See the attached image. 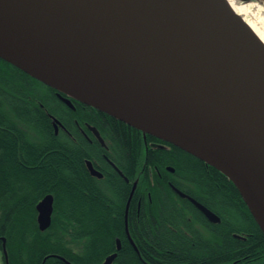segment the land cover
I'll use <instances>...</instances> for the list:
<instances>
[{"label":"water","instance_id":"95a60500","mask_svg":"<svg viewBox=\"0 0 264 264\" xmlns=\"http://www.w3.org/2000/svg\"><path fill=\"white\" fill-rule=\"evenodd\" d=\"M0 58L55 88L69 105L75 98L217 168L264 232V44L226 0H0ZM36 209L46 230L54 195ZM0 239L10 264L7 238Z\"/></svg>","mask_w":264,"mask_h":264},{"label":"trees","instance_id":"16d2710c","mask_svg":"<svg viewBox=\"0 0 264 264\" xmlns=\"http://www.w3.org/2000/svg\"><path fill=\"white\" fill-rule=\"evenodd\" d=\"M53 91L0 58V234L10 264H68L57 255L103 264L116 251L111 264H264V232L228 176L90 105L58 110ZM40 100L72 136L54 133ZM74 118L86 129L96 126L107 148L82 136ZM88 159L103 178L90 174ZM169 182L221 221L211 222ZM48 193L55 197L53 222L41 230L36 205Z\"/></svg>","mask_w":264,"mask_h":264},{"label":"flooded vegetation","instance_id":"af4514ba","mask_svg":"<svg viewBox=\"0 0 264 264\" xmlns=\"http://www.w3.org/2000/svg\"><path fill=\"white\" fill-rule=\"evenodd\" d=\"M13 65V64H12ZM1 94V93H0ZM62 95H64V96H66L65 94H63L62 93ZM52 97H53V103H54V105H55V107L58 109V110H64V109H70V110H72V111H76L77 109H78V107L82 104H84L83 102H81V101H79V100H77V99H75V98H70L71 99V101H72V104H73V106H71V105H69L67 102H65L64 101V99L62 98V96L58 93V91L56 90V89H54V91H53V93H52ZM0 98H1V95H0ZM38 104L42 107V108H44L45 110H46V113H47V115L50 117V119H51V123H52V127H53V130H54V133L56 134V135H59V134H61L62 132H65V133H68L69 135H71L72 136V134H71V132L67 129V127H65V125H64V123H63V121L57 116V115H54V114H52V113H50L47 109H46V106H45V103L42 101V100H40V101H38ZM82 107V109H83V106H81ZM58 121H57V120ZM73 122H74V124L76 125V127H77V130H78V132L82 135V136H86L91 142L93 141V138L95 139V140H97L101 145H102V143H101V141L98 139V137L96 136V134L94 133V131L93 130H91L90 129V127H89V125L90 124H88L87 123V125H86V127H87V129L85 128V125H82L80 122H79V119L78 118H74L73 119ZM93 126V125H92ZM97 128V127H96ZM98 129V128H97ZM98 131L100 132V134H101V136L103 137V135H102V133H101V131L98 129ZM142 135L144 136V138H146V135L144 134V133H142ZM104 138V137H103ZM105 140V139H104ZM105 143H106V141H105ZM103 147H106L107 148V144L104 146V145H102ZM103 157H104V159H106L108 162H109V160H108V156L105 154V153H103ZM110 163V162H109ZM87 164V163H86ZM111 164V163H110ZM93 165H94V167L95 168H97L98 170H100L96 165H95V163H93ZM88 167V166H87ZM113 167V166H112ZM114 168V167H113ZM168 170H169V168H168ZM169 171H171V170H169ZM90 172V171H89ZM172 172H174V171H172ZM90 174H91V172H90ZM92 175V174H91ZM92 176H94V175H92ZM122 176V175H121ZM95 177H97V176H95ZM103 177H104V174H103ZM103 177H101V178H103ZM122 177H124V176H122ZM99 178V177H98ZM125 178V177H124ZM125 180H126V178H125ZM127 181V180H126ZM127 182H129V181H127ZM170 183V182H169ZM172 183H170V185H171ZM139 208H140V202H139ZM54 210H55V197H54ZM140 210V209H139ZM128 211H129V209H128ZM53 214H54V211H53ZM52 214V222H53V215ZM217 214V213H216ZM218 215V214H217ZM219 216V215H218ZM220 217V216H219ZM211 221V220H210ZM220 221H221V218H220ZM220 221H217V222H220ZM211 222H213V221H211ZM52 224V223H51ZM51 226V225H50ZM128 234H130V232H129V229H128ZM0 236H4V235H2V234H0ZM6 247H7V245H6ZM0 252H1V261H2V264H5V253H4V246H3V241L0 239ZM9 261H10V258H9Z\"/></svg>","mask_w":264,"mask_h":264},{"label":"bare ground","instance_id":"6f19581e","mask_svg":"<svg viewBox=\"0 0 264 264\" xmlns=\"http://www.w3.org/2000/svg\"><path fill=\"white\" fill-rule=\"evenodd\" d=\"M234 11L245 21L247 26L264 44V0H256L255 8H262V13L257 16L256 10L251 9L250 2L243 0H226ZM248 1V0H246ZM250 15V17H248Z\"/></svg>","mask_w":264,"mask_h":264},{"label":"rangeland","instance_id":"374dc122","mask_svg":"<svg viewBox=\"0 0 264 264\" xmlns=\"http://www.w3.org/2000/svg\"><path fill=\"white\" fill-rule=\"evenodd\" d=\"M244 2H250L251 3V5H250V8L251 9H255L256 10V15L257 16H260L261 15V13H262V8L261 7H259V8H255V2H256V0H248V1H246V0H243ZM248 17H250V15H248ZM0 264H2V261H1V252H0Z\"/></svg>","mask_w":264,"mask_h":264}]
</instances>
